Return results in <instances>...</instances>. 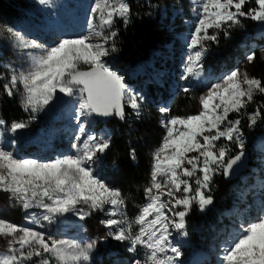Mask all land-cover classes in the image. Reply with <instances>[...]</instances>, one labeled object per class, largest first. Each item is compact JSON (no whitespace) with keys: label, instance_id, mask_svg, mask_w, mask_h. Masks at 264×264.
Returning <instances> with one entry per match:
<instances>
[{"label":"snow or ice","instance_id":"obj_1","mask_svg":"<svg viewBox=\"0 0 264 264\" xmlns=\"http://www.w3.org/2000/svg\"><path fill=\"white\" fill-rule=\"evenodd\" d=\"M253 3L255 7H246ZM190 4L193 20L185 37L189 52L181 79L196 84L182 91L191 95L197 84H204L207 90L198 97L200 108L195 114L172 115L170 107L160 108L164 135L152 153L150 179L144 187L147 203L131 221L126 212L127 198L95 167L110 150L111 135L93 130L109 118L125 121L132 115L141 117L144 96L130 89L106 59L119 51L115 24L117 20L129 23L132 12L128 0H94L87 34L62 36L47 47L11 26L0 27V35L7 34L13 47L27 50V69L4 65L7 74L0 72V79L7 81L3 90L8 96L22 85L21 105L33 114L29 121L60 95L78 101L72 153L48 160L21 158L7 147L8 143L15 145L14 139L0 144V192L8 193L9 200L24 210H43L39 218L33 213L26 220L43 228L41 221L51 223L67 213L83 221L103 212L109 218L100 223L108 232L99 239L127 241V251L133 254L129 264H180L183 252L173 243L174 233L189 235L186 218L193 205L200 211L212 205L215 175L232 176L244 159L243 117L247 116L249 129L264 118V103L257 104L253 112L246 111L256 95H264V79L239 65L221 77H204L209 42L218 44L221 34L229 38L231 29L243 27L242 19L264 24V0H190ZM256 59L255 50L245 56L247 64ZM231 114L236 118L231 119ZM5 124L0 118V135L3 130L15 133L28 127L26 121H13L7 129ZM221 140L225 143H219ZM232 145L238 149L235 155H230ZM129 156L135 160V149ZM0 237H10L0 264H89L98 242L81 244L5 219H0ZM139 249L146 250L144 258H138ZM217 264H264V208L241 223L221 245Z\"/></svg>","mask_w":264,"mask_h":264},{"label":"rangeland","instance_id":"obj_2","mask_svg":"<svg viewBox=\"0 0 264 264\" xmlns=\"http://www.w3.org/2000/svg\"><path fill=\"white\" fill-rule=\"evenodd\" d=\"M27 1V15L8 26L15 28L17 31H21L29 40H36L41 45L47 47L58 41L62 36H78L87 34L90 8L94 0H46L45 3H40L39 0ZM189 12V17L184 19L185 25L182 33L178 34V42L175 45V54L171 60L174 70L170 69L167 71L166 69L160 68L154 71L150 69L152 76L150 77L147 74V78L143 80L141 89L137 91V88H135L131 82H128L135 72H124L120 69L114 68L124 77L126 84L131 87L132 90H135L136 93L143 95L145 98L142 105L141 117L137 119L134 116L138 122L143 120V118L147 116L148 112H152L153 110L148 111L146 104L147 101L154 100V98L146 96V85L151 80L157 84L163 83V85L166 86L167 94L170 95H176V93L178 91H182L184 87L196 84L195 81L181 79L183 76L184 63L189 52L185 37L190 31V24L193 20V13L191 12V9ZM242 24H244L243 20ZM3 26L4 25H0V27ZM6 35L7 34L0 35V67L2 72L7 74V69L4 67V65L7 64H12L13 67L19 70H26L28 62L24 52L27 50H20L13 47L11 42L6 39ZM231 35L232 37H229V40L232 41L230 66L225 67V63L223 61L219 62L218 58L213 55V52L208 49L204 58L205 78L209 76L213 78L221 77L223 74H226L238 65L243 66L249 72V64L245 61L246 54L254 48L260 49V52L264 49V30H261L260 28L254 34L248 35L244 25L243 27H234L231 29ZM168 48H170V46H168ZM32 51L39 50L37 49ZM261 54L264 55L262 52ZM154 57L155 51L152 50L150 52L149 60L151 61ZM106 59L107 62L113 66V62L110 58L108 57ZM215 66H217V69ZM211 82H215V79ZM18 88L19 91L17 92L22 99L23 87L22 85H18ZM206 90L207 89L204 84H197L193 87V91L195 93H199V96ZM172 99L173 98L171 96L163 101L154 100V102L157 103V105H155V109L160 113L161 107L171 106ZM77 103L78 101L75 97L60 95L49 107L35 113L36 119L31 121H29V117L33 114L25 111V114L17 121L28 122V127L18 130L15 133L3 130L2 135H0V144L10 142L14 139L15 145L13 146L8 143L7 147L21 158H38L41 160H48L62 154L72 153L71 144L74 142V139H71L69 136H62V131L69 129V134H77V121L74 119L75 107ZM196 107L199 111V100H197V105H193V108ZM0 118H2L1 115ZM163 118L164 117H162L160 113V126V121ZM56 119H58V121H56ZM11 123L12 122H6L4 129L10 128ZM161 128L163 129L162 126ZM93 130L98 134L103 131L111 133V128L106 125H96ZM232 147H235V145H232ZM245 152L248 154L250 153L249 156L252 157V162L258 165V168H256L258 173L256 175H252L248 181V185L240 184L237 186L236 190L231 192V196L234 197L233 195L236 196V193L239 194V192L242 194L244 193V195L247 196L250 192L258 191L260 192L259 194L262 193L261 198L258 197V199H261L260 202L255 204L253 207L248 208L247 211H242V207L236 204H233L230 208L226 207L218 210V206L213 203L208 208V210H210L209 216L212 217L209 222L199 224L198 226L195 224L192 228H190V234L193 235V241L196 243L195 245L189 242V238L186 240L185 237H181L174 233V244L180 245V242L186 240L183 243L184 247H181L183 255L180 258V264H191L192 258L199 252H203L204 254H208L210 252L212 254L210 260L203 262L202 264H217L214 260L217 261L221 245L234 235L241 223L251 217H254L256 213L258 214L261 209L264 208V132L256 135L252 144L249 143V137L245 136ZM104 156H108V151ZM104 161L105 160L102 156L101 160L95 165L99 174L102 173L103 168L107 166ZM219 174L220 173L216 175ZM244 195L242 196V200H245ZM126 203V212L128 219L131 221L136 215H138L140 209L138 210V213H135L134 210L136 205H134L133 201L129 200V198H127ZM238 206L240 208H237ZM216 208L217 211H213ZM240 210L241 213H239ZM233 212H235L234 217L232 216ZM33 213L37 218H39L42 215L43 210L40 208L24 210L20 205L16 204L14 200H9L8 193L0 192V219H5L18 225L35 227L37 230L46 231L49 235H53L57 238L76 239L81 244L91 240H97L98 242L96 248L91 254L92 259L89 264H98L103 258L111 259L112 257L119 256V252H123L125 256L128 254V258L122 261L120 259L119 262H114L113 264H129L133 254L127 251V241L121 243L111 239L110 237L107 240L99 239L100 237L105 236L108 232V229L100 223L101 220L109 218L105 213L96 212L83 221H81L74 214L67 213L56 217V219L51 223L41 221L43 228L39 225L32 224L29 220H26V216ZM232 218L235 222L232 221ZM242 218L248 219L243 220ZM222 235L224 236L221 238ZM225 236L226 238H224ZM188 237L190 236L188 235ZM7 239H10V237H0V257L6 254ZM145 254L146 250H138V258H144ZM211 259H213V261Z\"/></svg>","mask_w":264,"mask_h":264},{"label":"trees","instance_id":"obj_3","mask_svg":"<svg viewBox=\"0 0 264 264\" xmlns=\"http://www.w3.org/2000/svg\"><path fill=\"white\" fill-rule=\"evenodd\" d=\"M27 3V0H0V25H12L15 21L25 17L28 10ZM128 3L132 12L130 21L127 25H124L121 20L116 21L115 27L119 31L116 44L119 51L113 53L109 58L113 62L114 68L124 72H133L135 63L139 60L149 59L150 52L154 50L153 67L147 66L144 62L143 73L134 74L128 80V82L141 89L147 74L150 77L152 76L150 69L154 71L160 68L167 71L174 70L171 60L175 54L178 34L182 33L184 29V19L189 17L191 4L190 0H128ZM246 7H255V4ZM242 20L248 35L259 30L257 21ZM231 42L229 38H225L221 34L218 44L212 42L208 44V49L213 52L219 62L223 61L225 63V67L230 66ZM253 50L257 53V59L254 63L249 64V73L264 79L262 54L258 48ZM215 68L217 69V66ZM0 72H2L1 67ZM6 82L5 79H0V115L6 122H13L19 120L25 114V110L21 105L18 92L13 96H8L4 92L3 85ZM146 92V96L154 98L156 101H163L172 96L170 106L172 115H189L198 112L197 107L193 108V105H197L199 93L194 91L191 95L178 91L176 95L169 96L163 83L157 84L151 80L146 85ZM154 100L146 102L148 111L153 110L148 112L147 116L140 122L132 115L125 121L114 117L107 122L101 121L98 124L99 126L106 125L111 128L110 135L112 139L108 156H103L107 169L104 167L100 175L107 183L119 188L125 197L133 201L136 205L135 213H138V210L147 202L144 197V187L150 179L152 153L159 146L164 135V131L159 124L160 113L155 109L157 103ZM262 103H264V95L258 94L255 96L254 103L250 104L246 111H253L257 104ZM230 118L235 119L236 114H231ZM247 124L248 119L245 115L241 127L245 136L249 137V143L252 144L255 136L264 132V118L259 120L252 129H249ZM219 143L223 144L225 141L221 140ZM131 149H135V160H132L129 156ZM237 151L236 147H232L230 155H235ZM250 158L251 156H249ZM231 182L232 180L227 181L221 173L214 177L210 194L213 196V203L218 206V210L230 206L232 201L231 192H234L230 186ZM213 211H217V208ZM209 213L210 210L207 208L200 211L198 205L194 204L191 214L186 218L188 222L187 230L194 245L196 243L193 241V235L190 234V228L195 224L198 226L209 222L212 218ZM119 253V256L111 259L103 258L98 264H113L119 262L120 259L122 261L128 258V254L125 256L123 252Z\"/></svg>","mask_w":264,"mask_h":264},{"label":"bare ground","instance_id":"obj_4","mask_svg":"<svg viewBox=\"0 0 264 264\" xmlns=\"http://www.w3.org/2000/svg\"><path fill=\"white\" fill-rule=\"evenodd\" d=\"M129 88L131 89V87H129ZM133 91L135 92V90H133ZM68 131H69V129L62 131V136H69L71 139H74L75 134H73V133L69 134ZM250 159H251V161L247 165V170L244 171L243 173H240L235 179L232 180L230 186L232 187V189L234 191L236 190L237 186H239L240 184H247L248 185V181L252 177V175H256L258 173V171L256 170V168H258V165L254 164L252 162L253 161L252 157ZM253 167H254V169H253ZM259 193L260 192H258V191H253V192L248 193L247 196H245L244 193L242 194L241 192H239V194L236 193V196L233 195L234 197H232V201H231L230 206L228 208L233 206V204H236V205H240V207H242V211H247L248 208H251L255 204H258L260 202L261 199H258V197L261 198L262 193L261 194H259ZM243 195L245 196V200H242ZM240 207L238 206L237 208H240ZM223 208H226V207H223ZM234 213L235 212L232 213L233 217L235 215ZM239 213H241V210ZM241 216H243V215H241ZM242 219L244 220V219H248V218H242ZM232 221H234L233 218H232ZM223 236L224 235H222L221 238ZM226 236L224 238H226ZM182 239H185V238H182ZM211 256H212V254L210 252L208 254H204L203 252H199V253L194 255V257L192 258L191 264H202L203 262L209 261ZM211 260L213 261V259H211ZM214 262H217V261L214 260Z\"/></svg>","mask_w":264,"mask_h":264},{"label":"water","instance_id":"obj_5","mask_svg":"<svg viewBox=\"0 0 264 264\" xmlns=\"http://www.w3.org/2000/svg\"><path fill=\"white\" fill-rule=\"evenodd\" d=\"M257 26L261 29V30H264V24H261L259 22H257ZM114 118V117H113ZM112 118H109L107 120H104L102 122H107L108 120H110ZM249 164V154L247 152H245V157L244 159L240 162V164L235 168L234 170V174L230 177H225V179L227 181H231L233 179H235L240 173H242L246 168H247V165ZM211 206V205H210ZM208 206L207 209L210 207Z\"/></svg>","mask_w":264,"mask_h":264},{"label":"built area","instance_id":"obj_6","mask_svg":"<svg viewBox=\"0 0 264 264\" xmlns=\"http://www.w3.org/2000/svg\"><path fill=\"white\" fill-rule=\"evenodd\" d=\"M151 166H152V164H151ZM246 170H247V168H246L244 171H246ZM244 171H243V172H244ZM243 172H242V173H243Z\"/></svg>","mask_w":264,"mask_h":264}]
</instances>
